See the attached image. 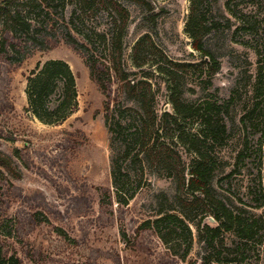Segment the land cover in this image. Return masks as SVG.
Wrapping results in <instances>:
<instances>
[{
	"label": "rangeland",
	"instance_id": "obj_1",
	"mask_svg": "<svg viewBox=\"0 0 264 264\" xmlns=\"http://www.w3.org/2000/svg\"><path fill=\"white\" fill-rule=\"evenodd\" d=\"M41 1L14 3L31 23L27 33L13 37L0 24V44L3 38L10 44L5 53L0 52V151L16 167V174H11L0 165L3 255H15L21 264H204L209 252L215 257V250L198 237L195 223L200 216L187 221L192 242L186 254L187 246L172 229L163 227L159 234L142 227L158 212L178 213L177 180L169 174L177 175L178 169L167 159L148 154L156 141L151 129L144 134L141 127L139 134L134 133L141 125L140 114L145 116V103L157 118L174 113L173 98L181 109L192 107L178 127L172 124L168 133L159 132L163 134L157 147L178 152L187 178L195 148L202 149L214 164L216 195L246 217L264 214L260 195L264 163L258 156L264 147V103L262 111L246 116L257 102H264V27L249 35L236 32L233 15L243 10L250 19L257 15L264 23V4L232 0L227 10V0L212 3L208 18L220 20V25L207 34L205 44L219 61V69L207 82L202 55L192 48L185 29L191 0H120L129 14L122 36V67L132 84H148L129 96L112 71L106 42L113 20L106 7L96 5L88 12L69 0H46V13L38 8ZM226 17L231 19L229 28ZM69 36L91 49L89 62L88 53L70 44ZM50 60L67 63L77 96L76 106L64 120L46 123L28 110L26 77L37 63ZM182 64L189 66H177ZM206 101L222 106L220 120L227 133L221 144L200 135L199 107ZM119 119L123 134L112 135L108 122ZM116 162L127 199L124 205L116 201L112 176ZM218 240L232 250L224 251L229 259L240 250L236 244L243 243L228 232ZM242 249L249 255L245 262L210 264H264L263 226Z\"/></svg>",
	"mask_w": 264,
	"mask_h": 264
},
{
	"label": "trees",
	"instance_id": "obj_2",
	"mask_svg": "<svg viewBox=\"0 0 264 264\" xmlns=\"http://www.w3.org/2000/svg\"><path fill=\"white\" fill-rule=\"evenodd\" d=\"M16 1L18 0H0V24H3L4 31L10 32L13 37H16L17 32L27 33L31 28V23L23 14L22 9L20 7L14 8V3ZM133 1L143 2V0ZM217 1L218 0H191L190 13L185 28L187 34L191 38L192 48L202 55V63L208 73L207 80L219 69V61L205 44V37L207 34L217 29L220 25V20L216 18H208L212 3ZM232 2V0L226 1L225 5L227 10H230ZM257 2L264 4L262 0H257ZM45 4L46 6H44ZM69 4H75V6H78V9L88 12H91L96 5L106 7L108 14L113 20V31L109 36L108 42H106L109 46V56L113 73L116 78L124 84L126 93L129 94V96L137 93L138 89L144 88L145 85L147 86L148 84L146 82H142L140 85H135V83L132 84L129 79V73H127L122 67V36L128 24L129 14L121 1L69 0ZM38 6V8L46 13L49 12L46 9L49 6V3H47L46 0H44V2L41 1ZM64 8L65 4L63 3L62 11ZM239 11V14L233 13L235 22L237 23L235 29L236 32L242 30L244 34L249 35L264 27L262 19L257 15H254V18L250 19L251 17L245 15L246 13H244L243 10ZM75 13L76 11L74 10L72 16H75ZM152 19L154 20V15ZM230 25L231 19L226 17V27L229 28ZM115 30L116 32H114ZM68 38L70 44L88 53V62L93 58L91 56L93 53L90 52L91 49L88 48L86 44L79 43L71 36ZM5 42L6 40L3 38L0 44V52L2 54L6 52V46L10 45L5 44ZM242 43L248 44L249 42L244 40ZM139 47L140 44L137 43L134 47L136 53L139 51ZM23 57H25V55H22L18 60H22ZM177 66L186 67L189 65L182 64ZM94 68V65H91V74L93 76L96 74V69ZM26 82L28 110L41 121L53 123L64 120L76 106L77 93L75 78L67 63L61 60H50L43 64L37 63L35 68L27 75ZM207 82H209V80ZM52 97L56 98V100L51 101ZM172 100L174 103V113L164 112L159 118H157V115H154V111L146 103L143 104L142 109L145 116L140 114L139 118L141 119V125L138 126V129H136L134 134H139L141 127H143L144 134L151 129L156 136V141L153 142L152 147L147 150L148 154L157 160L165 158L171 164L173 163L175 168L178 169L176 172L177 175L169 173L177 180L176 203L178 205V213L165 212L161 215V212H158L155 219L145 220L142 223V227L147 229L150 228L159 234L163 232V227H166V229H172L177 236V240L187 246L184 250V254H186L188 247L192 242V231L187 224V221L194 222L195 218L200 216L198 222L195 223L197 224L198 237L208 248L215 250L213 254L216 253L215 257H213L211 252H209V255L204 258V264H210L212 261L218 263L230 262V260L245 262L249 255H247L242 249V245L243 243L247 244L248 242L254 241L260 233V228L263 226L264 229V214L246 217L242 215L240 211L235 212L225 201L216 195V191L212 185L214 164L207 159V153L204 154L202 149L195 148L194 162L190 165L188 172L189 177L187 178L184 162L178 152L172 151V154H170L157 147L158 139L163 134L162 132H159L164 130L168 133V126L172 124L178 127L179 121L186 120L192 112V107L185 105L183 106V109H181L179 101L175 98ZM263 103L264 102H257L252 109L246 113V116L251 118L255 115L257 109L262 111L260 104ZM221 109L222 106L218 105L216 102L206 101L203 103L202 107H199L201 113L198 115L202 131L200 135L206 137V139L213 143L218 144L225 141L227 133L226 124L220 120ZM124 112H122L123 114H119L118 117L121 118V116L124 115ZM262 114L264 118V109ZM123 127L124 125L120 123V119L112 123L108 122V129L112 135H122L123 133L121 129ZM259 151V159L263 160V162H261L264 163V147H260ZM0 165L11 174H16V167L11 157L1 151ZM229 175H231V173ZM112 176L116 187V201L120 205H124L126 204L127 199L125 198L126 195L119 183L121 168L117 162L114 163ZM262 181L264 182V169L260 182L262 183ZM260 190V195L264 198V189ZM188 194H190L191 197H189ZM199 206H202V208H199ZM192 212L196 213L191 215ZM205 218L208 220L203 223ZM210 218H212L213 221H210ZM225 232L233 233L241 242H243L236 244V248H239L240 250L237 251V255L234 259H229V254L224 252L225 250L232 252V250L228 249L222 240H218L221 239V235ZM122 234L125 238V231H123ZM0 264L21 263L15 255H11L10 257L3 255L0 248Z\"/></svg>",
	"mask_w": 264,
	"mask_h": 264
},
{
	"label": "water",
	"instance_id": "obj_3",
	"mask_svg": "<svg viewBox=\"0 0 264 264\" xmlns=\"http://www.w3.org/2000/svg\"><path fill=\"white\" fill-rule=\"evenodd\" d=\"M210 221H213V219H212V218H210Z\"/></svg>",
	"mask_w": 264,
	"mask_h": 264
}]
</instances>
